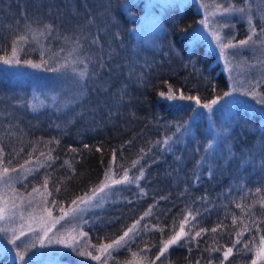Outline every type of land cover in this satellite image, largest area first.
<instances>
[{
	"label": "trees",
	"instance_id": "trees-1",
	"mask_svg": "<svg viewBox=\"0 0 264 264\" xmlns=\"http://www.w3.org/2000/svg\"><path fill=\"white\" fill-rule=\"evenodd\" d=\"M156 1L151 15L160 29L151 45L133 32L145 12L143 0H0V58L18 41L20 60L52 72L74 47L87 71L81 98L63 110H32L35 82L0 73L1 166L31 165L34 171L16 188L27 196L34 188L44 189L53 216L109 172L135 176L142 170L140 192L115 194L87 212L79 226L90 252L135 226L134 236L109 255L108 264H125L135 255L147 264H252L264 237V115L261 108L234 101L232 120L214 150L205 151L213 135L198 115L197 100L205 104L221 97L228 80L204 37L189 43L202 9L195 3L177 9L176 0ZM216 2L222 8L241 4ZM86 7L94 17L91 26ZM46 24L52 30L40 40L26 30L28 25L39 33ZM242 30L236 22L234 29L222 26L219 33L228 43L242 38ZM21 36L26 40H18ZM97 36L100 43L94 45ZM101 57L103 69L97 64ZM170 94L194 99H166ZM189 123L190 134H183ZM181 226L186 236L160 255ZM228 248L233 252L224 261ZM76 254L66 252L71 258ZM0 264L18 262L5 252Z\"/></svg>",
	"mask_w": 264,
	"mask_h": 264
},
{
	"label": "rangeland",
	"instance_id": "rangeland-1",
	"mask_svg": "<svg viewBox=\"0 0 264 264\" xmlns=\"http://www.w3.org/2000/svg\"><path fill=\"white\" fill-rule=\"evenodd\" d=\"M143 1L145 12L139 15V22L133 29V32L136 37L143 38L148 44L153 45L155 43V35L160 29V25L151 15L152 8L156 6L157 1ZM212 2L213 0H199L200 4L205 5V7L201 8L203 13L202 18L206 17L207 20L203 27L198 23L194 29H201L198 37H204L208 44L215 49L216 56L220 60V64L228 80L229 86L226 92L231 93V95L229 97H223L222 95L221 97L223 99L217 105L213 106L214 112L210 113L208 109L203 108V104H197L196 110H198V115L202 117V121L211 131L213 135L212 141H215L216 147V141L219 139L220 132H224L226 126L232 120L234 101L248 103L250 106L261 108L264 115V105L259 103V98L264 97V84H260L256 88V96L245 94L246 90L250 89L252 81L264 79V46H261V42L264 41V36H260L257 39L256 46H249L247 49L240 50L235 56L229 55L222 57L217 54L218 45L216 44L213 33H219V29L224 25H229V27L234 29V23L240 22L244 35L236 41L244 40L250 35L249 16H251L253 25L258 31L264 28V0H241L240 5H227L226 7L245 9L243 13L236 12L227 15H221L224 7H220L217 2L216 4ZM233 34H237V30ZM44 35H36V39L38 38L37 40H40L44 38ZM15 47L17 51L14 57L11 49L6 57L0 58V73L8 75L11 79L23 77L32 79L35 82V88L32 89L30 98L32 104L37 106L36 108L48 106L55 110H63L81 98L85 76L80 78L78 73L85 70V67L74 47L71 50L69 49L67 56L52 72L43 71L40 68H33L24 64V61L19 59L17 44H15ZM4 59H18L21 63L19 65H8L3 63ZM61 65H71V67L61 68ZM253 65L255 67H252ZM73 68H75V71H73ZM233 89H236V91H233ZM191 130V123H189L185 127L183 134L189 135ZM223 149L227 150L226 144H223ZM1 157L2 154H0V172L4 169L1 166ZM15 169L17 171L11 173V182L0 183V208H5V211L9 214L12 211L16 212L11 222L0 220V228L9 229L7 234L0 232V249L8 250L6 252L7 258L10 261H17L18 264H24V262H20L16 258L17 251H21L25 254V261L42 264H108L106 261L109 259V255L120 247L114 246L106 253H101V246H97L96 252L88 251L87 243H85L83 234L79 228L82 218L87 212L104 205L115 194L120 195L125 190H129L132 194L140 192L139 182L142 175L138 173L135 176H130L127 173L129 180L133 181L132 183H128L123 181L126 171L119 176H115L109 172L94 189L75 199V204L72 202L61 214L53 216L49 215L46 207L44 201L46 192L44 189H37L35 193L33 192V194L27 196L20 193L16 188L17 183L29 173L28 170L32 169V166L24 164ZM116 180L122 182L114 184L113 181ZM98 189H102V191L97 192L96 190ZM81 200L87 201L89 205L83 211L78 210L85 208ZM13 204L16 205L15 209L12 207ZM61 216L64 218L60 219ZM13 230H15V235L19 237L15 245L11 243L14 238ZM21 232L24 233L23 236L20 235ZM131 233H129V237L125 238L126 241H129L134 236ZM49 238L52 239V244L47 243ZM41 239L45 242L43 246L40 243ZM57 240L72 241L78 251L91 253V256L99 255L100 260H93L90 255H79L78 251H76V257L71 258L69 255H66V252L71 251L72 248L66 246V244L56 243ZM33 243H35V247H30ZM25 248H27V251H25ZM262 249H264V243L261 242L256 248V253L253 257V260H256L257 264H261L263 261L257 256V253ZM125 264H147V262L141 255H135L129 258Z\"/></svg>",
	"mask_w": 264,
	"mask_h": 264
},
{
	"label": "snow or ice",
	"instance_id": "snow-or-ice-1",
	"mask_svg": "<svg viewBox=\"0 0 264 264\" xmlns=\"http://www.w3.org/2000/svg\"><path fill=\"white\" fill-rule=\"evenodd\" d=\"M81 3L86 4L87 0H81ZM191 3L197 4L198 8L205 7V5L199 3V0H176V3L174 5V7H176L177 9H180L181 7L187 8L188 6H190ZM85 11L88 14V26H91L94 23V17H93V14H92V10L90 8L86 7ZM108 11L109 10L106 7L104 9V14L107 15ZM244 11H245L244 8L224 7L221 15H227L229 13H236V12L243 13ZM21 15H22V17L26 18V13L22 12ZM206 20H207V18L204 17L200 21H198V23L203 27L206 24ZM173 23L178 26L179 25V20L174 19ZM248 23H249V26H250V35H248V37L246 39H244V40H239V41H236V42L229 41L228 43H224V42H222L221 36L219 35V33H217V32L213 33V36H214L215 41H216V44L218 45V53L217 54L219 56H222V57L223 56H229V55L235 56L238 51L247 49L249 46H256L257 45V39L260 36H264V28H261L258 31L256 29V27L253 25L251 16H249V18H248ZM52 27H53L52 25L46 24V25H44V30H42L38 34L33 32L31 27L28 26V25H26V30L28 32H32L33 33V38H35L36 35L43 36L46 31L50 32L52 30ZM188 27L191 28L192 26L189 25ZM223 27L227 28V27H229V25H224ZM180 30L182 32H187L188 29L183 28V29H180ZM200 32H201V29H192V38L189 40L190 44L193 42V40H195L200 35ZM116 35H118V34H116ZM18 40H26V37L21 36V37L18 38ZM17 42L18 41H13V47H12V55H13V57L16 55L17 49L15 47V44ZM99 43H100V40H99L98 36L95 37L92 40V44H94V45L95 44H99ZM261 46H264V41L261 42ZM3 63L4 64H8V65H13V64L19 65L21 63V61L18 60V59H16V60L4 59ZM73 63H75V62H73ZM226 63H228V61H226ZM24 64H26V65H28L30 67H33V68H40L42 66L41 64L33 63L30 60L24 61ZM97 64L99 65V67L101 69H103L105 67L104 58L103 57L99 58L97 60ZM65 67H71V65H61V68H65ZM252 67H255V65H253ZM73 71H75V68H73ZM93 71L94 72L96 71V65H93ZM86 75H87V71L86 70L80 71L78 73V76L80 78H83ZM260 84H264V79H258V80L252 81L250 89L246 90L245 94L250 95V96H256L257 95L256 88ZM101 90H103V89H101ZM233 91H236V89H233ZM164 95L165 94L163 92L160 93V96L163 97ZM230 95H231V93H229V92H224L223 93V97H229ZM223 97L217 96L210 103L203 104L202 107L205 108V109H208L210 113L214 112L213 106L217 105L218 102L223 99ZM165 98L169 99V100H175V99L191 100V99H194L191 96H184L182 94L179 97H176V96L170 94V95H168ZM259 103L261 105H264V97H260L259 98ZM197 104H199L198 100H197ZM30 107L32 108V110H36L37 106L35 104H32V105H30ZM164 143L167 144L168 140L166 139L164 141ZM85 147H87V145H85ZM214 148H215V141H209L205 151L209 152V151L214 150ZM72 150L75 151V149H72ZM2 152H3V149L0 148V154H2ZM133 166H135V164ZM16 171H17L16 169H11L10 170L9 168L5 167L3 169V171L0 172V183L11 182V180H12L11 173H15ZM28 171H29V173H31L34 170L29 169ZM142 174H143V172L141 170V175ZM209 174L211 175V169H209ZM136 179H138V178H136ZM123 181L124 182H128V183H132L133 182L132 180H129L127 172H125V175L123 177ZM121 182L122 181H119V180L113 181L114 184H119ZM47 183H48V180L45 179L44 180L45 187L47 186ZM36 191H37V189L34 188L33 192L35 193ZM55 191H59V189L56 188ZM96 191L99 192V191H102V189H98ZM48 195H51V193H48ZM89 199L91 200V198H89ZM52 203L55 204L56 201L53 200ZM75 203H76V201H73V204H75ZM81 203L85 205V208L84 209H78L79 211H83L89 206L87 201L81 200ZM12 207H13V209H15L16 205L13 204ZM15 215H16L15 211H12L9 214V213H7L5 211V208H0V220H7L8 222H11L13 220V218L15 217ZM49 215H51V212H49ZM65 215H67V213H65ZM145 215H148V213H145ZM63 218H64L63 216L60 217V219H63ZM8 231H9V229H7V228H0V232H3L5 234H7ZM30 231H31V229H30ZM49 231H50V229H49ZM213 231H215V229H213ZM130 232H133V228H129L128 231L124 232L123 236H121L119 239L113 241L111 244L101 245V247H100L101 253L108 252V250L112 249L114 246L115 247H121V246L126 245L127 241H126L125 238L129 237V233ZM20 235L23 236L24 233L21 232ZM45 235H47V233H45ZM199 235H201V233L197 232L196 236H199ZM182 236H186V234L183 232V226H181V231L180 232H178L171 239H169L168 241H166L164 243L163 248L160 249V255H163L164 252L169 248V246L176 245L178 242H180ZM13 237L14 238L12 239L11 243L15 245V244H17V241L19 240V237H17L15 235V230H13ZM52 242L53 241H52L51 238H49L48 241H47L48 244H52ZM261 242L264 243V237H261ZM40 243L43 246L45 242H44L43 239H41ZM56 243H58V244H66V246L72 248L73 251H78L77 247L73 244L72 241L66 242L64 240H57ZM17 247H19V245H17ZM30 247H35V243L31 244ZM7 251H8L7 249H0V254H4ZM25 251H27V248H25ZM232 252H233V249L232 248H228L227 251H225L223 253L224 261L228 260L229 256L232 255ZM78 254L79 255H90L91 256V253H84L82 251H78ZM257 256H258V258L264 260V249L259 251L257 253ZM16 258H18L20 261L24 262V264H27V262L25 261L24 252L17 251ZM91 258L93 260H100V256L99 255L91 256ZM159 259H160V256H157L156 260H159ZM152 264H155V261H153ZM197 264H199V262H197ZM222 264H223V262H222ZM252 264H257L256 260H253Z\"/></svg>",
	"mask_w": 264,
	"mask_h": 264
}]
</instances>
